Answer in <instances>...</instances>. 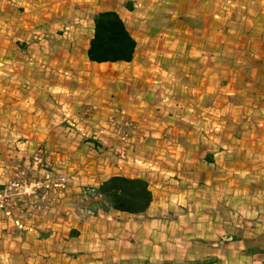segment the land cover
Returning <instances> with one entry per match:
<instances>
[{"label":"crops","instance_id":"crops-1","mask_svg":"<svg viewBox=\"0 0 264 264\" xmlns=\"http://www.w3.org/2000/svg\"><path fill=\"white\" fill-rule=\"evenodd\" d=\"M101 11L132 60L88 59ZM46 168L66 190L22 231L0 211V264H263L264 0H0V185ZM113 175L145 212L83 213Z\"/></svg>","mask_w":264,"mask_h":264},{"label":"trees","instance_id":"trees-1","mask_svg":"<svg viewBox=\"0 0 264 264\" xmlns=\"http://www.w3.org/2000/svg\"><path fill=\"white\" fill-rule=\"evenodd\" d=\"M93 21L94 33L87 50L88 59L94 62L132 60L136 42L120 16L115 11H101L94 15ZM95 192L96 197L83 192L86 198L96 199L95 206L91 204L88 207L92 213L100 208L139 214L148 209L153 199L149 182L143 177L109 176L95 188ZM246 244L248 253L260 254L264 260V247L258 242L248 241Z\"/></svg>","mask_w":264,"mask_h":264},{"label":"built area","instance_id":"built-area-1","mask_svg":"<svg viewBox=\"0 0 264 264\" xmlns=\"http://www.w3.org/2000/svg\"><path fill=\"white\" fill-rule=\"evenodd\" d=\"M125 126H132V130L136 129V123L133 121L124 122ZM126 151L121 150L118 154L120 158L126 157ZM43 159L39 153L33 155V165H40ZM70 181V176L61 171L43 170L41 175L35 177H27L25 172L15 179L9 180L0 185V211L8 217L16 229L22 231L26 229V225L22 219L24 215L33 214L35 212H45L59 204L55 197L61 195ZM85 189V190H84ZM82 192L92 197H96L95 188H84ZM16 200L21 202V206L17 210L18 213L13 215ZM84 214H91L89 209L83 210Z\"/></svg>","mask_w":264,"mask_h":264},{"label":"rangeland","instance_id":"rangeland-1","mask_svg":"<svg viewBox=\"0 0 264 264\" xmlns=\"http://www.w3.org/2000/svg\"><path fill=\"white\" fill-rule=\"evenodd\" d=\"M86 116H88V115H86ZM117 116H112V115H110V117H109V119H111V120H109V123H110V125H112L115 129H116V131H118L120 134L122 133L123 135L125 134L126 135V133L128 132L127 131V129L125 130L124 128L125 127H128V126H124L123 125V123H124V121L122 122V121H120L118 118H116ZM130 128L132 127V126H129ZM138 128V127H137ZM136 128V129H137ZM131 130H132V128H131ZM103 134H99V136H102ZM127 136V135H126ZM117 155H119V154H117ZM116 155V156H117ZM141 160V159H140ZM144 162H149V159H144L143 160ZM47 169V168H46ZM47 170H51V171H59V170H53V169H47ZM66 173V172H65ZM66 174H68V173H66ZM15 179V178H14ZM12 180V179H11Z\"/></svg>","mask_w":264,"mask_h":264}]
</instances>
